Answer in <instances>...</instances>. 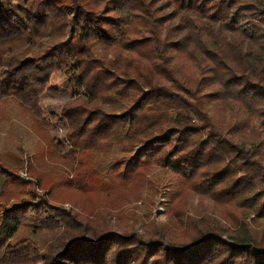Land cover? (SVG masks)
<instances>
[{"label":"trees","instance_id":"1","mask_svg":"<svg viewBox=\"0 0 264 264\" xmlns=\"http://www.w3.org/2000/svg\"><path fill=\"white\" fill-rule=\"evenodd\" d=\"M114 6L125 14L118 31ZM72 55L89 96L61 110L72 145L137 142L136 159L167 166L192 189L249 201L264 218V0H0V99L27 106ZM116 101L118 112L101 107ZM233 112L245 114L239 124ZM0 174V264H264V235L247 223L226 233L208 220L190 239L141 238L110 229L103 214L89 223L22 196L25 180L1 162ZM22 226L47 232L44 246L15 238Z\"/></svg>","mask_w":264,"mask_h":264},{"label":"rangeland","instance_id":"2","mask_svg":"<svg viewBox=\"0 0 264 264\" xmlns=\"http://www.w3.org/2000/svg\"><path fill=\"white\" fill-rule=\"evenodd\" d=\"M104 2L110 4V0H99L100 5ZM114 11L120 21L111 28L118 31L125 14L118 6ZM50 32L51 37H59L55 30ZM92 49L109 56L96 43ZM75 61L74 55L69 56L54 69L44 90L27 106L10 97L0 99V162L25 180L27 191L22 196H33L35 200L43 197L79 212L89 223L103 214L110 229L132 231L141 238L190 239L208 220H217L226 233L242 232V224L247 223L251 231L264 235V218L252 212L249 201L218 198L192 189L187 180L167 166L146 157L136 159L137 142L107 139L99 147L81 150L72 145L67 140L69 124L61 110L79 97H89L74 80ZM101 107L107 112L122 109L118 101L112 105L104 102ZM209 111L215 114L210 108ZM244 115L232 114L238 124ZM244 142L248 145L249 138ZM128 158L136 164H128L118 176L121 162ZM83 181L85 189L80 191ZM7 185L0 174V199ZM9 196L5 204L14 199ZM19 236L29 237L43 247L47 232L22 226L15 238Z\"/></svg>","mask_w":264,"mask_h":264}]
</instances>
